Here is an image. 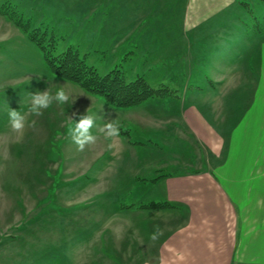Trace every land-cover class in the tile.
I'll return each mask as SVG.
<instances>
[{
	"label": "rangeland",
	"instance_id": "rangeland-1",
	"mask_svg": "<svg viewBox=\"0 0 264 264\" xmlns=\"http://www.w3.org/2000/svg\"><path fill=\"white\" fill-rule=\"evenodd\" d=\"M203 1L0 0V264H124L130 247L146 245L133 225L142 217L147 227L170 222L125 210L152 208L157 203L143 201L157 193L144 187L177 170L178 153L199 151L178 107L191 99L218 111L223 96L235 97L236 80L246 76L236 66L256 55L251 39L264 36V0ZM235 31L242 38L234 42ZM32 33L56 63L72 50L102 76L143 78L163 93L129 108L111 105L54 74ZM52 85L53 93L66 85L74 102L31 114L29 93ZM10 109L26 115L22 137L10 127ZM88 111L101 127L118 120L120 136L108 140L94 128L96 143L80 152L67 128ZM126 230L136 240L125 241Z\"/></svg>",
	"mask_w": 264,
	"mask_h": 264
},
{
	"label": "crops",
	"instance_id": "crops-1",
	"mask_svg": "<svg viewBox=\"0 0 264 264\" xmlns=\"http://www.w3.org/2000/svg\"><path fill=\"white\" fill-rule=\"evenodd\" d=\"M219 6L222 10L227 4ZM241 34L231 33L234 42ZM172 37L178 42V36ZM225 40L228 50L231 41L228 36ZM251 40L256 58L253 63L254 58L247 57L241 67L236 66L235 71L246 76L236 80L235 97L223 96L218 111L191 99L186 109L178 107L177 119L199 151L178 153L177 170L144 187L157 193L144 203L171 206L125 210L167 214L170 222L159 228L156 241L151 236L157 227H147L143 217L140 227L131 225L139 229L146 245L139 247L140 252L130 247L124 264H264V36ZM217 65L216 69L222 67ZM228 97L232 101L227 102ZM135 217L130 216L131 223ZM132 231H125V241L136 240Z\"/></svg>",
	"mask_w": 264,
	"mask_h": 264
},
{
	"label": "trees",
	"instance_id": "trees-1",
	"mask_svg": "<svg viewBox=\"0 0 264 264\" xmlns=\"http://www.w3.org/2000/svg\"><path fill=\"white\" fill-rule=\"evenodd\" d=\"M30 40H33L38 48L45 53L46 60L50 63L54 74L80 85L90 93L104 97L111 105L129 108L142 103L158 93H163L149 87L143 78L127 82L121 72L115 71L102 76L94 68L88 67L85 61L77 53L72 52V50H67L65 57L59 59L56 63L55 60L49 57V51H47L49 49H47L43 42L38 41L33 33ZM162 176L166 177V175ZM160 206H171V203L164 202L163 205L159 203L153 205V207Z\"/></svg>",
	"mask_w": 264,
	"mask_h": 264
},
{
	"label": "clouds",
	"instance_id": "clouds-1",
	"mask_svg": "<svg viewBox=\"0 0 264 264\" xmlns=\"http://www.w3.org/2000/svg\"><path fill=\"white\" fill-rule=\"evenodd\" d=\"M49 87L45 91H37L36 93H29V109L28 111L35 115L40 116L43 114L42 110L48 109L54 103L59 105L67 104L70 100L74 102L76 96L73 95L72 91L66 86H57L55 93ZM8 118L10 127L13 132L23 136L27 121L26 115L20 111L10 109L8 112ZM103 119L102 117H100ZM71 119V118H70ZM74 121L73 119H71ZM97 115L87 112L86 115L79 117L78 121L69 123L67 132L72 141L76 146L77 151L83 152L86 147L94 145L97 141V136L93 134V129L98 128L99 132L103 133L105 139L114 140L120 136V126L118 120L107 121L103 126H98L96 123ZM36 122L32 121L29 127H35ZM160 229L157 227L153 232L151 239L156 241L159 238Z\"/></svg>",
	"mask_w": 264,
	"mask_h": 264
}]
</instances>
